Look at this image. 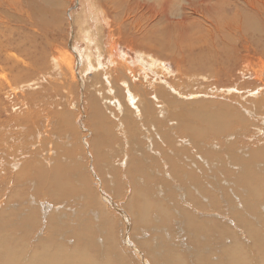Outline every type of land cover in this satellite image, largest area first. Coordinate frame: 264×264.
<instances>
[{"label":"bare ground","instance_id":"bare-ground-1","mask_svg":"<svg viewBox=\"0 0 264 264\" xmlns=\"http://www.w3.org/2000/svg\"><path fill=\"white\" fill-rule=\"evenodd\" d=\"M148 1L105 0V4L103 3L101 9L99 7V11L102 12L103 16H107L106 19L113 18L111 26L114 24L117 29L113 36L123 34L121 41L126 42L128 47L142 49L141 52L144 54L158 47L157 52L162 54L161 51H166L174 46L173 39L179 40L189 35L183 32H165L168 36L165 43L162 44L159 40H151L150 34L157 27L158 21L164 23L162 30L165 31H169L171 26L176 25V22H172L169 17V15L176 14V1ZM202 1L206 6L208 5V0ZM243 1L250 4L249 8H253V4L259 2V0ZM40 2H43V5L41 7L36 6V9L35 4L37 2L32 0V10L37 15H34L33 23H28L29 28H26V25L24 27L32 31L35 29L34 33L43 38L44 43L46 42L51 49L56 40L52 39L51 31L48 32L43 29L42 18L45 14L47 15L50 5H53V9L51 8L52 10L50 9L48 14L55 11L56 2L51 0H40ZM96 5L95 3L94 8L98 10ZM183 9L186 8L183 7ZM249 12L253 13L251 10ZM182 14L187 15L188 13ZM38 15L41 18H38ZM144 15L150 16L154 25L146 31L139 33L135 31L137 34L125 35L127 30L135 29L139 25V21L144 18ZM252 17L255 19H251L252 22L247 31H244V22L242 20L237 21L238 31L253 33V37L248 39L254 43L255 41H264V12L254 13ZM23 21L25 22L23 15L16 14L13 18V22L16 23H23ZM59 23H61L60 20ZM19 25L16 24V26ZM180 25L185 26L186 24ZM50 26H52L51 22ZM4 27L8 28V25L5 26V23L0 20V32ZM48 29L50 30V27ZM86 36L89 37L86 43L93 44L92 32L87 30ZM247 45L254 50L252 45ZM9 46H4V42L0 40V62L4 65V67H0V72L7 71V69L10 72L14 67L22 66L21 64L25 65L24 67H36L41 62L40 58H36L38 52L30 50L24 54L27 62L23 61L24 59L13 58L16 59L13 60L10 56H4L5 52L10 49ZM111 52L113 55V51ZM238 54H241L240 49H238ZM90 55L88 54V56ZM68 58L70 60L65 57L62 63H57L56 58L53 63L49 62L50 67L46 65L48 68H43L45 64H48V61L47 63H43V61L41 69L47 70L43 71V75H40L41 79H36L34 84L32 83L34 80L31 78L25 79L26 81L22 83L17 80L18 85L12 88L11 93H16L18 89L24 90L30 84H33L32 90L37 89L38 91L24 95L23 98L21 97L22 101L17 102L18 107H28L24 109V112L14 117L7 116L6 119H2L0 113V146L11 151L10 157L12 156L11 153L17 150L14 148L16 144L21 145L20 147L23 149L17 150L22 153L19 156L20 159L12 158L10 163H6L0 158V191L5 195L7 204L3 208L1 206L2 201L0 202V264H124L123 254L120 262L119 260L117 262L112 261L107 256L114 250L111 243H104L101 237L96 242L94 240L93 243L85 240L87 237H91L93 233L90 232L96 229V226H93L92 230L91 226L83 225L86 223L84 220L87 213L80 214L79 208L77 210L63 209L43 202L37 197V194L40 193L47 198H52L54 195L59 196L60 192L57 188L55 193L51 191V183H54L59 190L63 187L64 190H69L67 193H70L68 184L61 182L62 175L65 169L70 174L69 168L77 164V160L72 159L70 154L73 142L69 143V137L66 138L67 142L60 141V139L54 140L53 143L44 141L48 137L49 124L54 125L53 129L68 132L78 131L77 122L72 119V114L65 111L68 105H74L78 109L81 102L79 96V99H76L73 91V87L76 90L78 86L76 84L78 75L74 72V65H72L76 59L71 54L68 55ZM229 58L232 57L229 56ZM65 60L70 61L71 65L65 67ZM110 62L114 63L115 61L112 59ZM83 66L85 67V65ZM85 71L86 67L80 72V78L86 73ZM99 74L109 77L108 72ZM25 76L27 77V75ZM6 77L7 75L1 76L0 74V82L2 78L6 79ZM98 82L101 85V81ZM5 83L8 84L7 81ZM107 84L110 86L108 92L117 91L118 95L121 96L120 88L110 82ZM160 87V84L151 86L152 91L145 93L144 85L130 84L128 104L125 106L122 119L114 109L106 108L107 112H111L114 120L118 122L117 129L120 134L122 132L124 138L122 147H117V149L123 155L121 163L122 165L127 164V169L121 168V166L120 169H125L128 172L133 171L138 175L136 177L137 189L136 187L131 188V197L128 204L125 205H127V210L130 207L128 211L131 214H136L135 225L141 226V228L135 227L138 229L137 235H143L140 240L152 242L150 250L149 245L142 246L145 250L144 253L152 260L151 264H264V144H262L264 142L261 138L256 139L255 142L259 144L257 149H254L255 143L246 145L241 149V151L248 149L250 157L247 163L239 161L238 173L222 172L221 167L229 161L218 157L207 159L209 169L206 170L204 166L206 158L197 153L196 150H200L207 144V141H210L209 151L217 155L221 153L229 155L231 159L237 161L238 158L235 153L237 143H234L235 152H233L232 146L226 144L228 138H232L231 135H228L232 132L233 121L226 114H221L204 119L202 125L205 128L193 126L192 122L177 107V97ZM95 92H102V88L98 91L95 90ZM150 95H153V98L149 97ZM250 95L255 96L256 94ZM256 96L251 99L253 108L246 109L242 106V110L250 115L256 114L264 120V94L259 93ZM89 99V113L100 120L103 119L101 101L95 94ZM116 99L115 95V99L105 98L102 101H105L110 107H118L121 110V104ZM120 101L124 105L121 99ZM46 103L52 108L47 109L48 115L43 119L39 113L43 112L41 106ZM155 106L160 107L157 108L158 111L154 109ZM37 108L41 111H37ZM0 110H4V108H0ZM106 121L108 122L107 118ZM216 121L221 122V124H215ZM13 123L15 124L14 127ZM99 124L101 123L99 122ZM213 125L217 129H212ZM218 125L221 128H218ZM101 126L104 134H110V137H113L112 129L109 126L102 124ZM16 128L22 131L20 136L26 135L27 137L24 136V139L20 138V140L13 139V131ZM131 128L135 129L139 135L138 138L143 140V149L140 148L139 144H136L138 138L133 137ZM12 129L13 131L10 132L9 130ZM186 132L191 133V141L178 136ZM218 132L219 135H215ZM259 133L264 135V131ZM244 137L246 136L244 135ZM214 138L218 141L217 146L214 144ZM28 141L32 142V146H27ZM131 145L133 147L132 153L137 157L135 164L130 163V158L125 151L130 149ZM174 146L185 148L181 160H176L180 153L171 149ZM213 147L216 149L213 150ZM59 151L66 156L64 155L62 158ZM124 156L128 158L126 161ZM58 159L65 165L57 164ZM114 167H116L114 161L109 164L105 163L102 167L104 171L100 173L101 177L103 176L105 181L112 186L115 185L116 175L119 173L116 170L112 171ZM90 171L93 172L89 168ZM208 171L212 173L211 178H209L211 181L205 182L202 175H207ZM110 172L117 174L112 175ZM92 177L94 178V176ZM98 178L96 177V179ZM164 179L172 184H168L169 187L167 186L166 189L159 184ZM28 186L29 188H27ZM99 187H101L100 184ZM84 200V196L78 198L73 205L79 206ZM95 200L107 217L104 219V223L111 224L110 217H114V214L108 208L114 204L110 197L101 191ZM63 211H69L71 214L75 211L78 216L73 217L69 225L63 224L60 220L63 218ZM121 213L123 217L121 216L119 219L122 221L121 232L124 240V236H128L130 233L131 220L122 209ZM93 214L96 222L101 223L103 221L101 214ZM80 219L82 220V229L75 232L78 236L76 242L70 237L65 241L68 237H64L65 234L59 236L60 231L70 233V230L74 231L68 227L79 226ZM97 230L101 232L100 229ZM81 240L83 241L81 242ZM129 242L127 245L132 247V242ZM129 252L133 255L130 256L141 264H149L142 254L130 250ZM98 254L100 259L96 260L95 257Z\"/></svg>","mask_w":264,"mask_h":264},{"label":"rangeland","instance_id":"rangeland-1","mask_svg":"<svg viewBox=\"0 0 264 264\" xmlns=\"http://www.w3.org/2000/svg\"><path fill=\"white\" fill-rule=\"evenodd\" d=\"M51 1L56 2L54 6V9L56 8L55 11L48 14L49 10L51 8L53 9V5H50L47 15L45 14L43 17L44 21L42 18L43 29H46L48 32L51 31L50 34L52 39L56 40L53 47L49 49L50 47H48L46 42L44 43L45 40L34 33L35 29L33 31L26 29L30 26L28 23H33L35 20L34 15L36 13L32 10V0H0V17H2L0 20L5 23V26L8 25V28L4 27L3 30H1L0 40L4 42V46L10 45V49L5 52L4 56H10V58H16L17 60L24 59L23 61L27 62L24 54L30 50L32 52H38L36 58L41 59V62L38 63L36 67H24L25 65L21 64L22 66L14 67L10 72L8 69L7 71L5 70L6 72H0L1 76L7 75L6 79L2 78L0 82V108H4V110H0L1 118L6 119L7 116L14 117L28 108L27 106L18 107L16 104L24 95L38 91L37 89L32 90V87L33 84L36 83L35 80L41 79L40 75H43V71L47 70L41 69L43 63H47L48 61V64H45L43 68L47 67L46 65L50 67V61L53 63V60L57 58V63H62L65 57L68 60V55H73L76 60L72 65H74V72L78 75L76 78V84L78 86L76 90H74L73 87V91L74 95H76L75 97H77L76 99H79V96L81 102L78 109H76L77 107L74 105H68L65 111L72 114V119L74 122H77L76 127L78 131L74 130V132H68L61 129H53L54 125L49 124L50 130L47 133L48 137L44 139L46 143H53L54 140L58 139L67 142L66 138L69 137V143L73 142L70 154L72 155V159L77 160V164L69 168L71 171L70 174L69 171L65 169L61 180V182L68 184L70 193H67L69 190H64L63 187L59 190L54 183H51V191L55 193L57 188L60 192L59 196L54 195L52 198H47V196H43L42 193H40L37 194V197L43 202L62 207L63 209L69 208L77 210L79 208L80 210L78 209V212L80 214L87 213L84 220L86 223L83 225L91 226L92 230L93 226H96V229L90 232L93 233V235L87 237L85 240L93 243L94 240L96 242V240L101 237L104 243H111L114 246V250L111 254H107V256L112 261L117 262L119 260L120 262L123 254L124 264H141L131 257L133 255L129 252L130 250L142 254L145 261L151 264L152 260L146 256L142 246L149 245L150 250L152 242L140 240V237L143 235H137L138 229L136 228H141V226L135 225L136 214H131V212L128 211L130 207L127 210V205H125L126 203L128 204L131 197V188L136 187L137 189L136 177L138 175L133 171L128 172L125 169H120V166L121 168L125 167L127 169L125 161L128 158L124 156V164L126 165H122L121 160L123 155L117 149V147H122L124 138L122 137V132L120 134V131L117 129L118 122L114 120L111 112H107L106 108L109 107L114 109L119 114L120 119H122L125 106L128 104L130 84L144 85L145 88L143 90L145 93L152 91L153 88H150L151 86H158L160 84V88L165 89L167 93H171L177 97V107L181 109L186 118L192 122L193 126L205 128V126L202 125L204 119L210 116L226 114L227 117L233 121L231 127L232 132L228 135H231L232 138H228L226 144L232 146V150L235 152L236 147L234 143H237V151L235 152L238 158L237 161L231 159L229 155L223 153L217 155L209 151L210 141H207V144L196 151L206 158L204 163L206 170L209 169V161L207 159L209 157H218L229 161L226 165L221 167L222 172L229 171L238 173L239 168L237 166L240 163L239 161L247 163L250 157L248 149L245 151H241V149L251 143H255L256 146L254 149H257L259 144L255 142L256 139L261 138L264 142V135L261 133L258 134V132L264 131V120L259 118L256 114L250 115L242 110V106L246 109H252L253 103L251 99L257 97L256 95H259V93L264 94V41H255L254 43L252 40L248 39L253 37V33L244 32L249 29L248 27L252 22L251 19H255L252 17L254 13L264 12V1L259 0V2L253 4V8H249L250 4L243 0H208L207 6L202 0H175L176 14L169 15V17L172 22H176V25L171 26L169 31H165L162 30L164 23L158 21L157 27L154 29L153 33L150 34L151 40H159L160 43H165L168 40V36L165 32H183L189 36H184L179 40L173 39L174 46L166 51L160 50L162 54L157 52L158 47L144 54L141 52L142 49L130 48L126 42L121 41L122 36H124L123 34L113 36L115 31H117L114 24L111 26L113 18L106 19L107 16H103L102 12L99 11L102 5L105 4V0H99V2L98 0ZM143 1L144 0H142V2ZM35 2H37L35 7H41L43 5V2H40V0H35ZM95 3L97 4L98 10L94 8ZM183 7L186 9L184 10ZM249 10L253 13L249 12ZM184 12L188 14H182ZM191 13H193V15H191ZM16 14L23 15L25 22H13V18ZM26 15L27 20L25 19ZM37 17L41 18L39 15ZM56 18L58 19L56 20ZM7 20L8 24L6 25ZM59 20L61 23H59ZM239 20H242L245 25L244 31L242 32L238 31L239 26L236 22ZM57 21L58 23H56ZM50 22L53 27L50 26ZM153 22L150 16L144 15V18L139 21V25L135 29L127 30L125 35L137 34L135 31H138V33L146 31L154 25ZM16 24L23 25L16 26ZM180 24L186 25L181 26ZM25 25L26 28L24 27ZM21 27L22 29H20ZM49 27L50 30L48 29ZM87 30L92 32V37L94 39L91 45L86 43V40L89 38L86 36ZM247 44L252 45L254 50ZM238 49L241 50L240 55L238 54ZM111 51H113V55ZM88 54L91 55L88 56ZM229 56L232 58L230 59ZM112 59L115 61L114 63L110 62ZM67 60H65V67L71 65L70 61L67 62ZM83 65L86 67V73L81 75L82 78H80L79 74L85 68ZM0 67H4L1 62ZM104 72H108L109 77L104 75L100 76L99 73ZM25 75H27V77ZM99 76L100 78H98ZM28 78L34 80V82H32L33 84L27 85L24 90L18 89L16 93H11L12 88L18 85L17 80L22 83ZM6 81L8 84L5 83ZM98 81H101V85ZM107 81L120 88L121 96L118 95L117 91L108 92L110 86L107 84ZM101 88L102 92H95V90L98 91L101 90ZM93 94L101 101V106L103 108L101 112L103 119L101 120L89 113V98ZM250 94L256 95L251 96ZM115 95L117 97L116 100L121 104V110H119L118 107H110L105 101H102V99L105 98L115 99ZM149 97L153 98V95ZM120 99L123 101L124 105ZM41 107H43V112L39 114L44 119L48 115L47 109H51L52 107L49 106L48 103ZM6 108L7 110H5ZM157 108L160 107L155 106L154 109L158 111ZM37 111L41 110L38 109ZM98 121L102 125L109 126V128L112 129L113 137H110V134H104L103 127ZM218 122L216 121L214 123L221 124V122ZM12 125L14 127L15 124L13 123ZM120 127L122 128V126ZM218 128H221L220 125H218ZM212 129H217V127L213 125ZM130 130L133 133V137L138 138L139 135H137L135 129L131 128ZM9 131L12 132L13 129ZM13 134L14 137L12 138L16 140H20V138L24 139V136L27 137L26 135L20 136L22 131H20L19 128H16ZM215 135H219V132ZM244 135L246 137H244ZM178 136L191 141V133L189 132L181 135L179 134ZM82 141L83 143H81ZM31 143V141H28L27 146H30ZM136 144H139L140 148L143 149L144 142L141 138H138ZM214 144L216 146L218 145V141L215 138ZM20 146L16 144L14 148L23 150ZM182 147L183 146H174V148H171L180 153V155L176 157V160H181L183 158L185 148ZM132 149L133 147L131 145V148L125 151L126 155L130 158V163L132 162L135 164L137 157L133 155ZM212 149L214 150L216 147ZM17 150L12 152V156L10 157L9 154L11 151H7V149L0 146V158L6 163H10L12 158L20 159L19 156L22 153H19ZM59 154L62 158L65 155L61 151H59ZM113 161L116 167H114L112 171H119L118 174L110 172L112 175L117 174L114 186L108 184L104 177L100 175V173L104 171V169H102L103 165L105 163H113ZM56 163L65 165V163L59 162V159ZM88 166L93 172H89ZM7 169L10 170L9 167H7ZM160 170L163 172L161 168ZM211 175L212 173L208 171L207 175L204 174L202 177L205 182H208L211 181L209 179ZM92 176H94V178ZM146 176H149L147 172ZM96 177L99 178L96 179ZM106 179L109 182L108 177ZM167 180H169L168 177ZM99 184L101 187H99ZM159 184L165 189L168 184L172 185L166 182L165 179L163 182L160 181ZM27 188H29V186ZM101 191L106 193L114 204L112 207L108 208L110 212H113L114 217H110L107 213L110 217L111 224L104 223V219H107V217L95 200L98 193ZM34 192H32V194H34ZM83 196L85 200L82 204L79 206L73 205L74 201ZM1 201V206L3 208L7 206L6 197L0 191V202ZM121 209L128 214L131 220L130 233L128 236L125 234L124 240L122 239L123 233L121 232L123 228L122 221L119 219L122 216ZM75 211L73 214L69 211H63V218L60 219L62 223L69 225L71 219L78 216L75 214ZM93 213L101 214V219H103V221L101 223L96 222L93 218ZM81 223L82 220L80 219L79 226L68 227V229L72 228L74 231L70 230L71 233L68 231H60L59 236L65 234L64 237L68 236L65 241L70 237V239L76 242L78 236H76L75 232H79L80 229H82ZM97 229H100L101 232ZM82 241L83 240H81V242ZM129 241L132 242V247L127 245V243H130ZM95 258L99 260V254Z\"/></svg>","mask_w":264,"mask_h":264}]
</instances>
